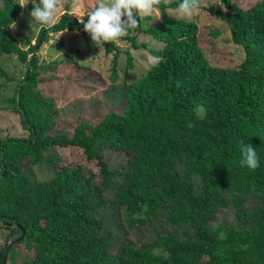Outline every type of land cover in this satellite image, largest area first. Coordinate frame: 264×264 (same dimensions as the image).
<instances>
[{"label": "trees", "instance_id": "16d2710c", "mask_svg": "<svg viewBox=\"0 0 264 264\" xmlns=\"http://www.w3.org/2000/svg\"><path fill=\"white\" fill-rule=\"evenodd\" d=\"M180 2H162L159 23L119 39L146 49L130 35L142 32L160 45L147 52L164 62L139 80L116 83L120 50L114 41L105 45L104 53H113L109 90L121 95L122 110L68 129L54 99L36 90L44 74L68 61L44 65L38 51L48 34L83 25L64 9L21 49L8 32L21 6L0 0V57L23 66L9 102L27 133L0 138V220L25 230L10 264H264V2L243 8L219 0L220 8H199L224 22L229 41L241 47L232 68L208 63L194 22L166 17ZM125 63L131 66L128 53ZM0 76L9 80L1 69ZM198 105L203 119L194 112ZM240 141L257 149L255 170L240 166ZM57 148L76 150L82 160L65 162L41 182L26 174L43 154L56 163ZM110 152L124 156L118 169H109ZM229 209L239 226L216 225ZM0 230L13 239L12 229Z\"/></svg>", "mask_w": 264, "mask_h": 264}, {"label": "rangeland", "instance_id": "374dc122", "mask_svg": "<svg viewBox=\"0 0 264 264\" xmlns=\"http://www.w3.org/2000/svg\"><path fill=\"white\" fill-rule=\"evenodd\" d=\"M20 6L21 11L14 19L13 24L9 26L8 32L16 41L21 49H26L27 38L31 43L37 34L40 25L32 22L30 10L23 7L35 1L15 0ZM174 1L168 0L167 3ZM254 0H234L239 7L247 8ZM98 0H61L57 18L63 13L73 14L77 19H81L88 13L87 7L95 5ZM90 3V5H89ZM221 7L219 0H201L200 8L207 6ZM1 7V3H0ZM168 19H180L192 21L197 25V41L202 50L204 58L211 65L217 67H234L243 57L240 46L234 45L229 41L227 26L224 22L215 17H210L202 10H197L190 18H180L175 10H166ZM161 19L160 12L155 11L152 15L139 18L138 29H148L152 25L159 23ZM215 30L220 34L215 38L208 33L209 30ZM138 45L146 44V49L140 46L134 50L128 44L120 40L114 41V45L120 50V54L115 59V69L117 72L116 83L134 82L139 80L146 69L142 61L146 59L148 49L160 48V45L153 41L148 35L140 32H131ZM106 45V44H105ZM104 45V47H105ZM58 53H62L58 54ZM125 53L131 56V66L125 68ZM38 55L44 65L51 64V61L67 60L68 63L60 65L53 74H44L43 81L38 83V90L43 97L53 98L55 107L58 109V118L61 125L70 129L79 121L92 120L98 118L105 111L120 112L123 108V100L118 92L109 90V70L112 66L113 53L105 54L104 48L97 49L90 36L84 30H67L60 33L48 34ZM75 64V66H73ZM0 69L7 74L6 80L0 76V138L22 137L26 138L24 132L18 123V116L12 113L9 102L17 81L22 77L23 66L18 63L15 57H0ZM59 124V127L61 126ZM56 163L49 161L46 154H43L42 162L28 166L26 174L35 181L41 182L53 176L54 171L65 162L73 163L82 160L80 152L69 149H55ZM78 157H77V155ZM76 157V158H75ZM110 170L120 167L124 161V156L120 152H110L105 157ZM53 166V167H52ZM93 169V167H92ZM253 205V204H251ZM224 222L233 226H239L231 209L228 212H220L216 217L215 224ZM4 230H0V247L3 242L9 243L11 236Z\"/></svg>", "mask_w": 264, "mask_h": 264}, {"label": "clouds", "instance_id": "9594fccd", "mask_svg": "<svg viewBox=\"0 0 264 264\" xmlns=\"http://www.w3.org/2000/svg\"><path fill=\"white\" fill-rule=\"evenodd\" d=\"M162 2L167 3L168 0H98L96 6L86 14L87 22L82 18L78 22L83 25L84 32L90 36L94 46L102 49L105 44L117 41L127 36L129 30L136 29L139 26V18L150 16L158 11V6ZM60 4L61 0H38L30 12L32 22L41 27L53 26L56 23V13ZM200 5L201 0H181L176 12L180 18H190ZM145 55L146 59L142 61V64L148 71L164 62L161 56L151 53ZM194 112L200 119H203L206 114L205 109L200 105L194 109ZM238 147L240 166L255 170L259 166L257 149L243 141L239 142Z\"/></svg>", "mask_w": 264, "mask_h": 264}, {"label": "water", "instance_id": "95a60500", "mask_svg": "<svg viewBox=\"0 0 264 264\" xmlns=\"http://www.w3.org/2000/svg\"><path fill=\"white\" fill-rule=\"evenodd\" d=\"M0 227L12 229L14 231L13 239L5 246L3 255L0 259V264H10L8 259L9 254L13 250L15 245L23 239L25 235V230L13 223L1 221V220H0Z\"/></svg>", "mask_w": 264, "mask_h": 264}]
</instances>
